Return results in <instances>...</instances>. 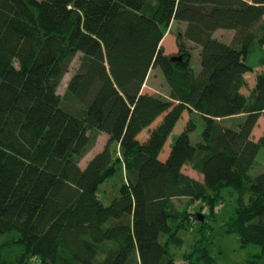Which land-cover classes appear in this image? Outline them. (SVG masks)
<instances>
[{
  "label": "trees",
  "instance_id": "trees-1",
  "mask_svg": "<svg viewBox=\"0 0 264 264\" xmlns=\"http://www.w3.org/2000/svg\"><path fill=\"white\" fill-rule=\"evenodd\" d=\"M174 21L185 29L180 54L170 56L162 42ZM219 29L234 30L232 40ZM184 39L200 46L197 71ZM154 68L171 86L168 99L144 91ZM249 72L255 84L246 94ZM194 113L204 123L195 142ZM263 113L264 0H0V235L15 234L13 252L34 264H179L172 246L183 247L179 233L191 221L175 200L212 209L230 201L223 232L239 236L248 264H262L264 171L252 178L250 170L264 149V137H252ZM235 117L236 126L222 122ZM93 130L108 141L82 167ZM113 144L127 184L104 204L98 193L115 173ZM203 227L183 264H218Z\"/></svg>",
  "mask_w": 264,
  "mask_h": 264
},
{
  "label": "rangeland",
  "instance_id": "rangeland-1",
  "mask_svg": "<svg viewBox=\"0 0 264 264\" xmlns=\"http://www.w3.org/2000/svg\"><path fill=\"white\" fill-rule=\"evenodd\" d=\"M184 29L185 24L181 22L174 21L171 23L162 42L165 52L168 55L171 56L180 54L179 33L184 32ZM216 35L224 41H231L234 35V30L219 29L216 32ZM184 43L187 47V52H189L191 55L190 58L192 67H194L196 71L199 70L200 46L186 39H184ZM81 56V53L77 54L71 64L69 72L64 76L58 86V93H60L62 96L66 92L69 80L79 68ZM245 79L247 81V86L244 88V92L246 94H250L255 84V73H247L245 75ZM144 88L145 92L160 95L165 99L171 97V86L160 68H154L151 70L146 82L144 83ZM63 105L74 113L80 114L81 116H83L85 113L83 106L76 102H68L67 100H64ZM189 116L190 114L185 112L183 117L178 121L172 135L170 136L161 153L163 158L168 155L174 138L182 131ZM192 116L194 119H196L198 124L196 132L192 134V140L195 142L200 138L204 123L203 120L200 119V117L195 113ZM239 119L240 117H235L222 120V122L226 125L236 126ZM145 134L146 133H143L141 136L145 137ZM90 136L93 143L88 151H86L80 159V164L82 167L86 165L88 160L95 153L101 151L108 141V136L102 132H98L97 130L90 131ZM252 137L256 141L264 137V113L254 128ZM111 151L113 153L114 159H117L115 162V173L106 179V181L100 186V191L98 193V198L104 204H109L115 197L121 195L122 189H124L127 184L122 152L119 146L116 144L111 145ZM183 170L188 175L196 179L203 180L202 174L193 165H185ZM263 171L264 149L259 152L257 159L250 170V176L254 178ZM174 206L176 210L180 211V213L181 211H184L191 221V224L186 227V230H181L179 233V235L184 239L183 247L177 248L172 246V250L176 252L178 256V263L183 264L181 259L182 253L191 249L194 241L199 238V229L205 226L203 229L205 231L206 237L211 239L212 234L214 235L211 251L215 254L218 264H248V251L242 247L239 236L235 233L225 234L223 232V225L229 221L231 213L235 207L233 202L226 201L220 205V208L217 207V209H212L209 207V205H207V203L201 200L190 201L186 198H183L175 200ZM214 212H218L216 216ZM198 213H201V215L204 217L203 220L199 219L200 223H198V220L195 217ZM211 226L214 229H212ZM17 239L18 238L13 233L1 234L0 256L3 255L4 258H8L10 264H34L36 262V258H34V256L30 258H24V254L20 250L13 252V247L17 243ZM5 243L6 245H4ZM252 257L255 258V255ZM262 264H264V262Z\"/></svg>",
  "mask_w": 264,
  "mask_h": 264
},
{
  "label": "water",
  "instance_id": "water-1",
  "mask_svg": "<svg viewBox=\"0 0 264 264\" xmlns=\"http://www.w3.org/2000/svg\"><path fill=\"white\" fill-rule=\"evenodd\" d=\"M179 37H180V35H179ZM175 59H180V60H181V59H182V56H175V57H174V60H175ZM200 219L203 220L204 217L202 216V217H200Z\"/></svg>",
  "mask_w": 264,
  "mask_h": 264
},
{
  "label": "crops",
  "instance_id": "crops-1",
  "mask_svg": "<svg viewBox=\"0 0 264 264\" xmlns=\"http://www.w3.org/2000/svg\"><path fill=\"white\" fill-rule=\"evenodd\" d=\"M226 42H230V41H226ZM145 89V88H144ZM180 264V263H179Z\"/></svg>",
  "mask_w": 264,
  "mask_h": 264
}]
</instances>
